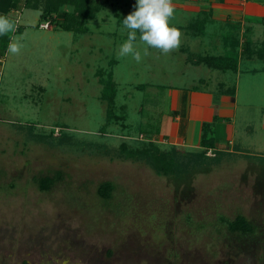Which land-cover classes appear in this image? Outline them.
<instances>
[{
  "label": "rangeland",
  "instance_id": "1",
  "mask_svg": "<svg viewBox=\"0 0 264 264\" xmlns=\"http://www.w3.org/2000/svg\"><path fill=\"white\" fill-rule=\"evenodd\" d=\"M135 4L105 0L84 21L85 32L40 27L37 9L7 15L21 26L11 37H22L24 47L0 58V264H264V130L259 140L237 138L230 151L211 149L206 163L179 177L115 155L121 142L140 147L152 139L145 129L168 108L166 86L190 69L183 49L164 55L149 48L140 63L118 57L127 39L122 21ZM183 52L210 53L196 42ZM201 69L196 74L204 76ZM108 70L121 121L106 120L99 98ZM61 134L106 153L45 142L44 135ZM55 172L40 190L33 179ZM104 180L113 184L106 200L96 194ZM236 214L252 232L219 222Z\"/></svg>",
  "mask_w": 264,
  "mask_h": 264
},
{
  "label": "crops",
  "instance_id": "2",
  "mask_svg": "<svg viewBox=\"0 0 264 264\" xmlns=\"http://www.w3.org/2000/svg\"><path fill=\"white\" fill-rule=\"evenodd\" d=\"M173 3L175 16L171 24L180 30H186L197 17L204 19L201 31L186 30L189 35L185 43L193 48L196 42L210 51L203 55L230 53L236 57V68L219 70L203 63L192 64L183 52L190 47L180 45L182 64H188L190 69L185 74V69L177 72L173 78L176 84L166 86L168 108L159 113V120L151 130L146 127L145 131L153 135L150 140L167 148L195 150L199 148L203 123L211 126L214 148L210 149L230 151L237 138L251 140L252 136L259 140L256 132L264 130V48L261 49L264 0H173ZM15 11L20 10L11 12ZM248 49H259V56L255 53L247 56L244 53ZM200 65L205 67L201 69L206 73L204 76L196 74Z\"/></svg>",
  "mask_w": 264,
  "mask_h": 264
},
{
  "label": "trees",
  "instance_id": "3",
  "mask_svg": "<svg viewBox=\"0 0 264 264\" xmlns=\"http://www.w3.org/2000/svg\"><path fill=\"white\" fill-rule=\"evenodd\" d=\"M105 0H0V15H8L12 10H20L22 7L39 10V19L47 21L50 25L59 27L66 31L85 32L87 30L84 21L93 17V15L101 8ZM221 1V0H216ZM68 6L69 9H66ZM204 19L197 17L193 24L188 27L196 28L197 31L202 30ZM21 26L18 25L19 32ZM14 33H9L6 36H0V58L4 55L9 38ZM264 46L261 47L263 49ZM255 53L259 56V49L252 51L248 49L244 54L247 56ZM186 60L192 64L203 63L207 67L219 70L236 68V57L232 54L223 55H192L187 53ZM100 73V71H98ZM101 89L99 98L105 103L106 120L112 118L115 121H121V115L113 113L115 84L112 80V73L108 70L105 73V78L100 79ZM232 92V91H230ZM45 142L51 146H57L62 150L67 151H82L85 149L93 154H105V147L98 143L83 142L78 143L72 141L67 135L61 134L55 140L50 139L48 135H44ZM198 149L183 150L175 146L168 148H160L153 140H148L145 145L140 147H129L124 142L117 145L115 155L119 158L132 161H142L146 166L151 168L155 174L179 177L187 173L191 168L199 166L207 162L205 150L214 148L211 135L210 123H203L200 129V137ZM264 170V163H263ZM58 177V172L55 175H44L35 177L33 180L40 190L47 189ZM113 184L104 180L98 183L96 194L101 199L110 197ZM219 222L230 232L250 233L253 231L252 224L242 215L236 214L233 218L220 216Z\"/></svg>",
  "mask_w": 264,
  "mask_h": 264
},
{
  "label": "clouds",
  "instance_id": "4",
  "mask_svg": "<svg viewBox=\"0 0 264 264\" xmlns=\"http://www.w3.org/2000/svg\"><path fill=\"white\" fill-rule=\"evenodd\" d=\"M175 16L173 0H136L134 10L123 19V29L127 30V39L119 46L118 57L131 56L137 63L150 53L149 48L167 55L181 45L182 32L173 26ZM18 22L7 15H0V36H6L17 30ZM122 29V30H123ZM139 33V37L137 36ZM145 45L143 52L137 46V40ZM22 37H10L7 52L19 55L24 44Z\"/></svg>",
  "mask_w": 264,
  "mask_h": 264
},
{
  "label": "built area",
  "instance_id": "5",
  "mask_svg": "<svg viewBox=\"0 0 264 264\" xmlns=\"http://www.w3.org/2000/svg\"><path fill=\"white\" fill-rule=\"evenodd\" d=\"M48 24H49V23H48L47 21H43V22L39 23V26H40V27H44V26H46V25H48ZM55 131H57V130L55 129ZM210 151H211V149H210V148H207L205 153L209 154Z\"/></svg>",
  "mask_w": 264,
  "mask_h": 264
}]
</instances>
